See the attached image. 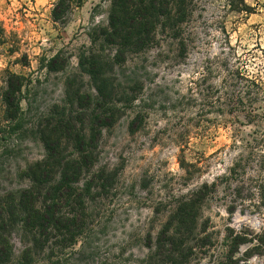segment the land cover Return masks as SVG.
<instances>
[{
    "label": "rangeland",
    "instance_id": "374dc122",
    "mask_svg": "<svg viewBox=\"0 0 264 264\" xmlns=\"http://www.w3.org/2000/svg\"><path fill=\"white\" fill-rule=\"evenodd\" d=\"M57 1L0 0V219L12 223L0 264H25L26 249L30 264L227 263L237 231L264 228V0H245L248 13L234 9L239 0H193L184 54L159 32V45L129 53L128 67L106 68L119 110L112 122L95 125L96 159L74 183L85 218L71 246L54 238L35 244L19 201L32 185L29 168L47 156L40 132L83 110L82 96L97 95L80 58L93 52L110 64L117 48L98 36L110 0H71L54 19ZM56 53L61 64L48 70ZM12 75L20 84L14 120L4 102ZM133 80L139 85L131 104L120 90ZM81 126L89 134L92 123ZM73 151L68 142L63 156ZM198 190L195 223L177 226V206ZM166 228L171 252L159 244ZM247 248L240 244L233 256L264 264V247L245 257Z\"/></svg>",
    "mask_w": 264,
    "mask_h": 264
},
{
    "label": "trees",
    "instance_id": "16d2710c",
    "mask_svg": "<svg viewBox=\"0 0 264 264\" xmlns=\"http://www.w3.org/2000/svg\"><path fill=\"white\" fill-rule=\"evenodd\" d=\"M192 1L110 0L108 24L100 30L98 36L102 44L106 43L117 48L113 62L110 64L103 62V58L93 52L80 58L79 63L95 84L97 95L82 96L79 103L83 110L61 116L52 126L40 132L47 156L44 161L36 163L28 170L32 185L21 194L19 206L23 214L24 229L34 233L32 241L35 244L38 242L47 244L50 238H54L55 243L71 246L80 236L81 224L85 218L84 198L75 190L74 183L78 181L82 169L92 165L96 159L94 149L101 130L95 125L112 122L115 113L119 110L113 102L118 90L106 76V68L112 69L114 64L128 67L126 62L129 53H144L153 45H159L157 40L159 32L171 39L172 49L177 55L184 54L188 48L189 36L185 31V25L192 13ZM230 4L234 7L233 2ZM70 5L71 0H58L52 11L53 18L59 19ZM234 9L251 12L245 0H239V5ZM60 62V53H56L47 60L45 66L48 70H52L59 67ZM18 80L19 76L12 75L4 92L5 113L10 120L17 118L20 113L18 101L14 102L15 93L20 91ZM128 83L130 85L127 84L120 93L126 102L132 104L135 101L133 94L138 89L139 83L135 80ZM140 119L141 114L138 112L131 120V124H135ZM86 120L92 123L89 134L84 127L77 128L78 122ZM68 142H72L74 150L69 158L63 156L64 146ZM263 156L264 152H260L259 157L263 158ZM98 175V178L102 177L101 174ZM206 187L207 185L203 186ZM200 192V190L195 191L177 206L174 212L177 226L183 224L190 227L195 223L199 205L195 196ZM64 204L69 207L66 211L62 210ZM13 210L12 207L11 211ZM10 227L12 223L8 225L3 218L0 219V254L2 252L7 254L10 250L9 236L5 234L6 229ZM167 232L168 228L162 231L159 244H163L164 247L169 244L170 249L166 250L171 252L172 241L170 238L167 240L164 238L168 237ZM229 243L230 253L226 255L228 261L224 264H246L235 258L233 252L240 244H248L244 252L245 257L259 252L264 247V228L257 234L237 231L230 238ZM28 254L29 249H26L21 255L25 264H30L32 261Z\"/></svg>",
    "mask_w": 264,
    "mask_h": 264
}]
</instances>
